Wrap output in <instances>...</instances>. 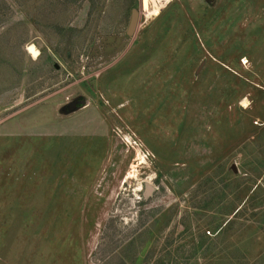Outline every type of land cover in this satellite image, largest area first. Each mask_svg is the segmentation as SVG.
<instances>
[{
  "label": "rangeland",
  "instance_id": "obj_1",
  "mask_svg": "<svg viewBox=\"0 0 264 264\" xmlns=\"http://www.w3.org/2000/svg\"><path fill=\"white\" fill-rule=\"evenodd\" d=\"M149 2L0 0V264H264V0Z\"/></svg>",
  "mask_w": 264,
  "mask_h": 264
},
{
  "label": "water",
  "instance_id": "obj_2",
  "mask_svg": "<svg viewBox=\"0 0 264 264\" xmlns=\"http://www.w3.org/2000/svg\"><path fill=\"white\" fill-rule=\"evenodd\" d=\"M139 18H140V12L137 9H134L132 12L130 26L128 28L129 35H134V33L136 32L138 28Z\"/></svg>",
  "mask_w": 264,
  "mask_h": 264
},
{
  "label": "bare ground",
  "instance_id": "obj_3",
  "mask_svg": "<svg viewBox=\"0 0 264 264\" xmlns=\"http://www.w3.org/2000/svg\"><path fill=\"white\" fill-rule=\"evenodd\" d=\"M149 0H144V7L146 9V11L149 9ZM154 9V8H153ZM151 10V9H150ZM28 52L33 56V57H37L39 56L40 52L38 50V48L35 45H29L28 46ZM246 103V102H245Z\"/></svg>",
  "mask_w": 264,
  "mask_h": 264
}]
</instances>
